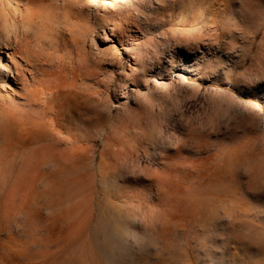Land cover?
I'll list each match as a JSON object with an SVG mask.
<instances>
[{
  "label": "rangeland",
  "instance_id": "1",
  "mask_svg": "<svg viewBox=\"0 0 264 264\" xmlns=\"http://www.w3.org/2000/svg\"><path fill=\"white\" fill-rule=\"evenodd\" d=\"M31 1L0 264H264V0Z\"/></svg>",
  "mask_w": 264,
  "mask_h": 264
},
{
  "label": "bare ground",
  "instance_id": "2",
  "mask_svg": "<svg viewBox=\"0 0 264 264\" xmlns=\"http://www.w3.org/2000/svg\"><path fill=\"white\" fill-rule=\"evenodd\" d=\"M24 1H25V3L22 5L21 9L19 8V5L18 4L19 3H22L23 0H14L15 3H13V5L9 4V2H7V1H3V0L0 1V34L1 35H4V41L3 42L5 43V45H7V42L9 40V38H10V34L11 33L14 34L13 37H19V36H22V35L17 30H19V31H20V29L29 30V24L32 21V19L30 18V17H32V12H31V9H30V5L32 4V1L31 0H24ZM190 2H192V0H190ZM75 18H77V17H75ZM119 18H121V17H119ZM120 24H122V23H119V25ZM104 35H106L105 32H104ZM24 36L25 37H28V34H25ZM104 41L106 42V41H110V40L108 39V37H106V38H104ZM28 45L30 46L29 42L26 45V52L24 50H21L20 53L25 55L24 58L27 61L33 62V60H32L33 56L31 55L32 52H33V50ZM29 48H30V50L32 52L29 50ZM33 55H35V53H33ZM17 66L18 65H16L14 67V69H16ZM29 66L30 67H33L32 65H29ZM18 69L19 68H17V70ZM2 70H5L6 74H8V73H11L12 68L10 66H8L7 64L6 65H2V63L0 61V72ZM11 77H12L13 81H17L19 79V81H20V84L19 85H21V88L19 87L20 89H23V90L26 89V90H28V87L30 85L28 83L29 81L26 79V77H25L24 74L22 76H16V77H14V76L11 75ZM0 78L1 79H4V77H2V75H1V73H0ZM55 91H56V89H55ZM29 93H31V92L29 91ZM29 95H27V96H29ZM32 95H34V94H32ZM32 95H30V96H32ZM35 95H34V97H35Z\"/></svg>",
  "mask_w": 264,
  "mask_h": 264
}]
</instances>
